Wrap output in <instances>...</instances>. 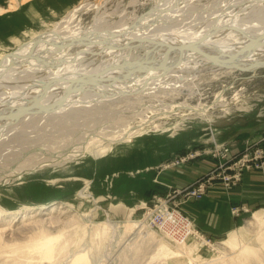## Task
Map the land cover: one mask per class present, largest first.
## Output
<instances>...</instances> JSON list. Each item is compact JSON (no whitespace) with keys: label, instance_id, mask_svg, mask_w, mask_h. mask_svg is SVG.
<instances>
[{"label":"rangeland","instance_id":"obj_1","mask_svg":"<svg viewBox=\"0 0 264 264\" xmlns=\"http://www.w3.org/2000/svg\"><path fill=\"white\" fill-rule=\"evenodd\" d=\"M81 1L0 0V57L54 28ZM132 1L99 0L109 19L101 24L111 26L120 16L145 13L155 3ZM218 1L193 4L213 12L234 6L225 17L228 23L242 18L241 25L264 22V15L242 11L264 0ZM94 10L92 5L79 13L80 26L92 22ZM192 17L185 22H196L194 28L205 24V17ZM177 21L167 24L176 26ZM169 81V87L138 98L101 104L108 108L96 111L98 118L84 114L58 127L40 120L33 125L31 120L21 126L24 132L18 124L8 126L13 137L0 146V229H5L0 230V264H222L224 259L229 264H264V242L256 238L250 219L264 209V164L245 168L236 162L249 149L264 150V67L204 71L192 79ZM125 133L131 134L126 141L110 142ZM94 149L103 152L96 158ZM245 182L257 189L251 194L241 190ZM217 187L229 198L227 222L218 227L202 216L201 228L184 212V204L202 202ZM81 189L90 196H80ZM235 192L243 195L231 199ZM166 211L184 215L188 228L172 234L164 229ZM237 226L242 228L235 239L247 248L227 243Z\"/></svg>","mask_w":264,"mask_h":264},{"label":"bare ground","instance_id":"obj_2","mask_svg":"<svg viewBox=\"0 0 264 264\" xmlns=\"http://www.w3.org/2000/svg\"><path fill=\"white\" fill-rule=\"evenodd\" d=\"M193 1L155 0L154 6L145 13L131 15L128 19L120 16L116 23L113 22L114 25L103 26L102 24L104 22L107 24L109 19L105 11H101L99 0L94 3L83 0L69 9L54 28L32 36L13 51L1 55L0 146L2 144V147H5L9 143L6 140H8L7 136L12 133L9 130L11 124H18L21 128L26 123L29 124L31 120H40L48 123V126L49 124L54 127L65 126L66 122L61 123L64 121L75 123L84 114H86V119H92L96 111L101 112L108 108V106L101 105L105 102L114 103L133 95H138V98L139 94L155 92L164 86L169 87V78L192 79L204 71L264 67V40H257L250 45V42L257 37L264 38V22L257 20L254 23L250 20L249 23L241 25L242 18L234 20L235 23H228V12L235 10L234 6L230 7L231 9L222 6L224 10H229L226 11L225 16L220 15V17L218 14H223V9L220 12H213L210 11L211 8L210 10L205 7L197 8ZM250 4L242 7L243 10H241L258 12L260 16L264 15V1L254 3L253 6ZM92 5L94 11L97 12L92 22L87 26H80L77 19L79 13L90 9ZM192 15L198 16L199 19L205 17V24L199 22L198 24L201 25L197 24L199 27L194 28L193 25H196V22L193 24L189 21V23L185 22ZM217 15L220 17L219 20L216 18ZM170 19L179 20L177 21L179 25L175 26L174 22L172 25L167 24ZM167 43L184 46L186 52L183 54L176 50L170 54L169 49L161 46ZM200 49L207 50V54H201ZM37 73L42 74L37 76ZM57 77L60 83L53 84L41 95L47 83ZM18 78L26 80L23 79L19 83ZM73 81H78V83ZM34 99L37 100L32 101ZM33 103L35 107L27 113L12 110L13 108H29ZM112 113L115 114V111L110 112ZM34 123L36 121L33 125ZM36 127L38 129L37 125ZM125 134L116 139H110V142L126 141L131 134ZM11 135L13 137V134ZM3 149H0L2 156ZM92 151L93 157L103 152L97 153L95 149ZM78 194L83 197L90 196L89 193L85 194L83 189L79 190ZM250 219L254 220L258 230L256 238L264 242V209L262 212H253ZM247 221L250 223V220ZM110 226L114 227V223ZM241 228L242 226H237L230 232L229 236L233 240L227 241L230 244L229 247L247 248L246 243H238L239 240L235 239ZM3 230L5 229L1 232ZM166 230L169 232L168 229ZM174 237L181 239L180 235H174ZM169 241L172 244L171 238ZM180 252L183 255L187 253L184 249H180ZM79 257H85V253L75 258ZM229 262V259H224L221 263L229 264Z\"/></svg>","mask_w":264,"mask_h":264},{"label":"crops","instance_id":"obj_3","mask_svg":"<svg viewBox=\"0 0 264 264\" xmlns=\"http://www.w3.org/2000/svg\"><path fill=\"white\" fill-rule=\"evenodd\" d=\"M252 174L247 176V178H251ZM257 185L255 183H248L245 182L241 186V190L248 189V192L251 194L256 188ZM226 194L222 193V190H220L218 187L210 192L207 193V195L204 197L202 202L198 203H185L184 204V212L192 214L194 221L199 224V226L202 228L203 224V217L204 218H210L215 225L218 227L223 226L227 219L225 218L226 215L224 214V210L226 209V203H228V199ZM237 194V192L230 195L231 199H238L242 196ZM208 228H205V231ZM204 230V229H203Z\"/></svg>","mask_w":264,"mask_h":264},{"label":"built area","instance_id":"obj_4","mask_svg":"<svg viewBox=\"0 0 264 264\" xmlns=\"http://www.w3.org/2000/svg\"><path fill=\"white\" fill-rule=\"evenodd\" d=\"M242 161V164H245V168H251L253 166H261L264 164V150L262 147L257 146L253 149H249V151H246L244 154L238 158L236 162ZM242 168H239L241 170ZM193 193V190L191 191ZM187 218L184 215H181L180 213L176 211H166L163 213L162 216V222L165 226H163L164 229H168L169 232L174 233L176 232V229L183 230L184 228H188ZM169 226H166L167 224Z\"/></svg>","mask_w":264,"mask_h":264},{"label":"water","instance_id":"obj_5","mask_svg":"<svg viewBox=\"0 0 264 264\" xmlns=\"http://www.w3.org/2000/svg\"><path fill=\"white\" fill-rule=\"evenodd\" d=\"M260 39H263L264 40V38L262 37V36H259V37H257L256 39H254L253 41H251L250 42V45H253V43L254 42H256L257 40H260ZM262 40V41H263ZM161 46H165L167 49H169V53L171 54V53H173L174 51H176V50H178V51H180V52H182L183 54L186 52V48L184 47V46H176V45H174V44H172V43H167V44H165V45H161ZM201 54H207V50H205V49H200V51H199ZM61 80V79H60ZM60 83V81H59V77H57V78H53V79H51L48 83H47V85L44 87L45 89H43L42 91V93H41V95L42 94H44L45 93V91H46V89L47 88H49V87H51L53 84H57V83ZM62 82V81H61ZM73 82H75V81H73ZM75 83H78V81H76ZM37 99H34V100H32V101H36ZM35 103V102H34ZM34 103L29 107V108H21V109H12L13 111H19L18 113H27L28 111H31V110H33L32 108H34L35 107V105H34ZM1 111V110H0Z\"/></svg>","mask_w":264,"mask_h":264}]
</instances>
